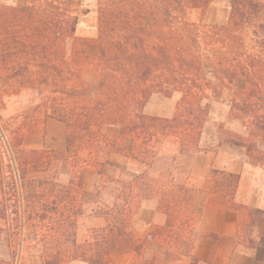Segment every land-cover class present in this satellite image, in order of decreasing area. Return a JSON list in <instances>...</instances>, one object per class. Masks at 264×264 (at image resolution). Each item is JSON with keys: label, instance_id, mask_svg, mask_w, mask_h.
<instances>
[{"label": "rangeland", "instance_id": "obj_1", "mask_svg": "<svg viewBox=\"0 0 264 264\" xmlns=\"http://www.w3.org/2000/svg\"><path fill=\"white\" fill-rule=\"evenodd\" d=\"M52 1L64 10L61 15L54 13L46 0L36 6L42 14L54 18L53 26L59 20L67 22L65 33L69 32L73 18H78L75 32L53 43L46 50L49 60L32 62L30 73L24 78H13L9 59L6 63L0 62V146L10 165L17 141L22 137L25 143L29 133L40 129L51 118L67 126L66 149L64 152L39 150L35 158L40 168L29 171L25 180L17 183L19 211H13L15 203L9 191L8 215L6 219L0 218V262L193 264L196 261L197 264L199 260L192 253L199 237L197 225L201 222V209L210 200L208 195L213 196V201L232 202L238 184L235 176L221 172L222 166L216 169L209 166L207 153L221 155L223 161L235 157L244 159L249 151L245 150L248 153L244 155L238 146L241 143L252 146L229 136V127L221 123L225 109L219 107L216 112L212 111L210 118L209 109L194 128L188 124L171 125L173 129L180 127L185 131L183 138L191 139L196 130L203 132L210 122L206 127L208 137L201 139L200 135L193 142L197 151L187 145L183 148L182 141L180 145L178 140L169 139L171 135L164 131V135L147 136L146 144L158 152L152 167L119 152L114 138L122 136V126L101 124L97 127L94 125L98 123L94 121L92 125L84 117L83 108L92 106L98 96L96 88L89 91L88 86L95 80H103L104 73L82 41L97 40L101 34L107 43L123 39L127 31L121 24L133 19L127 14L137 3L135 0ZM229 1L212 0L204 25L223 23L228 17ZM22 6L24 0H0V8ZM187 13L190 23H197L202 15L200 10ZM180 23L175 22V26L182 27ZM168 32L169 27L164 26L163 33ZM203 32L199 28L201 36ZM242 37L248 51L256 54L250 48V36ZM153 44L154 41L147 40L143 47L150 48ZM60 53L64 56L62 62ZM42 62L51 70L39 76L36 69ZM158 76L159 72L152 76L151 85L162 82ZM73 91L81 95L75 97ZM178 97L152 96L144 113L148 117H160L162 121L151 124L155 126L151 129L153 132L165 129L163 122L167 119L163 118L174 113ZM198 104L205 108L208 103L200 99ZM219 137L223 141L215 142ZM120 141V146L127 148L126 141ZM253 149L251 155L264 157L262 151ZM194 152H199L196 158ZM205 185L206 194L201 190L185 192L183 189ZM171 204H176L173 213L166 209ZM189 205L192 209L188 212ZM249 235L245 229L240 242L247 251H251ZM259 250L264 254L262 245ZM212 255L213 249L209 251V256Z\"/></svg>", "mask_w": 264, "mask_h": 264}, {"label": "trees", "instance_id": "obj_2", "mask_svg": "<svg viewBox=\"0 0 264 264\" xmlns=\"http://www.w3.org/2000/svg\"><path fill=\"white\" fill-rule=\"evenodd\" d=\"M24 1L26 5L22 8H0V62L6 63L9 59L10 71L14 72L13 78H24L29 75L32 62L46 58L49 60L46 50H49L53 43L61 41L65 34L72 35L78 22V18H73L69 32L65 33L67 22L59 20L53 26L54 18L45 16L38 9L37 3L43 0ZM135 1L137 5L133 7L134 10L127 14L133 19L121 24V28L127 31L123 39L111 40L107 43L104 42L105 37L101 34L97 40L82 41L89 47V56L95 59L104 73L103 80H95L88 86L89 91L96 88L98 93L94 104L82 110L86 112L84 117L88 123L90 120L94 125L95 121L98 124L94 126L97 127L101 124L122 126V136L114 138L115 145L120 147L119 152H125L126 156L148 167L153 166L158 156V152L146 144L148 135L154 136L155 133L164 135L165 131L171 136H179L183 148L187 145L195 150L194 143L201 135V129L194 132L195 138L189 139L188 136L183 138L184 130L180 127L173 129L171 125L188 124L194 128L209 111V104H206L205 108L198 104L200 99H208L204 87L209 89L213 87L200 85L197 82L198 79L203 78L204 73L201 57L195 56V53L200 49V39H204L207 45L218 46L221 50H225L220 51L216 59L217 72L221 78L234 80L241 76L245 80H257L249 82L250 94L244 97L242 103L232 101L231 106L235 112L252 116L251 134L264 141V93L262 92L264 0H230L231 17L228 26L204 36L199 34L195 26L184 22V19L189 10L206 9L212 0ZM46 2H49L47 6L53 7L54 13L61 15L64 12L56 2L52 0ZM175 22H181L182 27L175 26ZM164 26L169 27L168 34L163 33ZM245 35H249L252 39L250 48L256 54L248 51L249 48L242 37ZM147 40L154 41L150 48L143 47ZM59 55L62 62L64 56L62 53ZM37 68L39 76L46 75V72L51 70L45 62L39 64ZM158 72L160 73L158 79L162 82L151 85L152 76H156ZM170 85L184 94L182 102L179 104L175 118L163 122L165 129L162 132L161 130L153 132L151 129L155 126L151 124L158 125L162 121L160 118L146 116L144 108L154 94L171 96L168 88ZM212 90L218 98L220 96L217 93L218 88L214 87ZM72 93L75 97L81 95V92L77 91ZM188 132H192V129L190 128ZM120 140L126 141L127 148L123 149L120 146ZM23 141L21 137L13 146L15 157L10 165L7 154L0 146V218L2 219H6L8 215L9 191L11 200L15 203L12 209L19 211L21 203L17 183L24 181L29 171H37L40 168L39 161L35 158L39 155V151L24 149ZM240 145L247 147L242 143ZM252 148L247 147L249 153ZM260 158L264 160V157ZM235 178L238 183L239 177L235 176ZM183 189L185 192L193 190L188 187ZM175 206L176 204H171L166 209L169 213H173ZM191 207V205L187 206L188 212ZM192 213L195 215L194 208ZM245 229H248L250 234L248 249L253 251L256 247L254 235L264 240V206L260 209H250L249 221ZM193 264H196V261Z\"/></svg>", "mask_w": 264, "mask_h": 264}, {"label": "crops", "instance_id": "obj_3", "mask_svg": "<svg viewBox=\"0 0 264 264\" xmlns=\"http://www.w3.org/2000/svg\"><path fill=\"white\" fill-rule=\"evenodd\" d=\"M211 3L210 5H212ZM25 5L26 3L24 1V6ZM209 6L206 9H192L200 10L202 12V15L197 23H190L188 19V13L184 19V22L195 26L198 30L199 28H202L204 30L202 34L203 36L206 34H211L214 31H218L223 27H227L231 17V1H229L228 17L223 23L212 24L209 26L204 25L206 21V12ZM201 26L206 27L203 28ZM199 47L200 49H198V51L195 53V56L201 57L204 75L203 78L198 79L197 82L200 85L210 87L213 86L212 89L214 87L218 88L217 93L220 95L218 98H216L215 93L211 88L209 89L204 87L205 94L208 96V99L204 100L209 104V118L212 111L216 112L217 108L219 109V107L224 108L225 113L221 116V123H226L225 127H229V131L231 132L229 133V136L231 138L235 137L242 139L246 144H250L255 150L257 149L264 153V141L260 137L253 136L251 134L252 129L250 124L253 121L252 116L235 112L231 106L232 101L242 103L244 97H247L250 94L251 85L249 82H256L257 80H245L241 76L236 77L234 80L221 78L217 72L218 69L216 59L219 52L225 50H221L218 46L207 45L204 39H200ZM36 70H38V68ZM239 87L241 88L239 91H237L238 89L236 90V88ZM168 88L171 91V96H166L167 98H173L176 95L179 96V99L175 105L176 109L174 113L170 115L169 118H163L172 120L177 115L179 104L182 102L184 94L179 90H175V88L171 85L168 86ZM262 92L264 93V88ZM151 98L149 101L152 100ZM208 124L211 125L210 122H207L205 129H203V132H201V139L202 136L208 137V133L206 134V127ZM168 137L169 139L178 140L179 143L181 142L179 136ZM66 139V124L59 120L49 118L45 121L40 129L33 131L26 136L23 147L26 150L64 152L66 149ZM216 141L220 143V141L223 140L221 137H219L217 140L215 139V142ZM222 146L224 147V143ZM231 146H235V144H231ZM238 147L244 150V155L245 153H248L245 152V150L247 151V147ZM197 154H199V152H194L193 157H195ZM207 154L208 155L206 157L209 160V166H212L214 169H216V166H222V169L220 168L221 172H224L227 175L238 176L239 181L237 184L235 197L230 203L228 201L226 203H220V200L218 199L213 201V196L208 195L210 198V203L208 201V203H206V205H204L201 209V222L199 225H197L199 237L195 242V247L192 253L193 257L199 260L197 264L263 263L264 254L261 252V250H259L260 245H262L264 248V241L262 239L254 235L257 246L253 251H247L246 248L240 245V242L244 239L243 233L245 232L246 225L249 221V210L260 209L264 206V160L261 158L259 159L256 155H251L250 153H248L247 156H244V159H238L235 157L233 160L229 161H223L222 156L215 153L213 155L211 153ZM239 160H241V162H239ZM209 180L210 178L207 181ZM201 187L202 186L197 188H189L201 190L202 193H205L204 189L206 185L202 188ZM236 206L237 208L239 207L241 209H236ZM212 249L213 255L209 256V251ZM206 261L210 262L207 263Z\"/></svg>", "mask_w": 264, "mask_h": 264}]
</instances>
